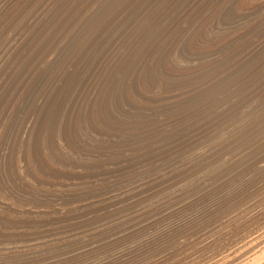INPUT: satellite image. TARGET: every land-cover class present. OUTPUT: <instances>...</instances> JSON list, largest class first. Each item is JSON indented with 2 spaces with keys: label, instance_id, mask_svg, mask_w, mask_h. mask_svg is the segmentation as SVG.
<instances>
[{
  "label": "rangeland",
  "instance_id": "rangeland-1",
  "mask_svg": "<svg viewBox=\"0 0 264 264\" xmlns=\"http://www.w3.org/2000/svg\"><path fill=\"white\" fill-rule=\"evenodd\" d=\"M63 1L45 11L42 22L28 28L17 48L0 63V127L6 132L0 169L6 166V152L19 149L27 128L37 122L45 109L51 115L52 109L59 110V118L70 123L72 129L69 137H63L68 145L62 143L63 152L58 155L67 159V166L57 170L41 189H31L26 181H19L20 187L25 188L15 190V196L26 194L28 200L13 214L14 229H8L7 236H0V264H130L144 259L157 262L156 256L168 252L167 242L179 227L202 215L243 179L246 188L251 180L247 188L250 190L264 179V171H250L264 158V0H221L222 5L232 1L252 5L257 12L236 20L235 23L240 21L234 26L239 25L240 29L228 32L222 22L220 26L212 22L215 7L205 9L214 0ZM40 2L43 1L16 0L11 19L15 17L21 23L28 16L34 17L37 8L47 5L41 6ZM192 8L194 17H200L202 23L212 22L207 37L214 40L211 44L216 47L199 51L201 40L194 42V56L184 59L188 61L185 66L193 68L183 70L176 63L185 51L178 43L180 32L172 24L184 10ZM142 71L154 74L158 80L149 96L142 94L151 87L150 83L145 84ZM78 111L82 115L76 127L75 120L68 119ZM218 139L225 140V144L214 151L209 149ZM203 152L205 158L197 157ZM205 176L202 181L200 178ZM228 181L234 183L229 186ZM200 186L207 191L202 192ZM243 188L242 185L241 191L246 189ZM37 190L42 191L40 204L49 212L29 213L31 208L26 203L32 201L29 195L32 191L37 194ZM176 205L180 206L176 209ZM3 245L13 252L1 254ZM213 249L207 245L189 254L197 259L186 258L185 262L205 260Z\"/></svg>",
  "mask_w": 264,
  "mask_h": 264
},
{
  "label": "bare ground",
  "instance_id": "bare-ground-1",
  "mask_svg": "<svg viewBox=\"0 0 264 264\" xmlns=\"http://www.w3.org/2000/svg\"><path fill=\"white\" fill-rule=\"evenodd\" d=\"M16 0H0V63L4 60V58L9 54V52L16 47L19 44L20 40L22 41L24 39L25 34L28 33V28L32 27L34 28L35 26L39 25L40 19L42 20L44 16V12L50 9L55 3L57 6L59 3L62 2V0H42L43 2L40 4L43 6V4H47L46 6L39 7L37 10L34 12L37 13L34 17H26V21L24 18V22L20 21L21 23L16 22L14 19H11V7L14 5ZM41 1V0H40ZM57 1V2H56ZM66 1V0H64ZM63 1V2H64ZM188 1V0H187ZM182 2V1H181ZM196 2V0H195ZM202 2V0L200 1ZM221 0H214V3L209 4L207 7L206 5L204 6L205 9L210 8L212 5L215 7L213 10V16L211 17L212 22L214 21V24L217 26L221 25V22L224 24V30L228 32V30L232 29H240V26H234L236 23H239L236 20L239 18H242L249 13H257L254 7L252 5H244L243 3H235L234 1L232 2H227L226 4L222 5ZM18 2H16V5ZM25 3V1H24ZM30 3V2H29ZM39 4V2H37ZM65 3V2H64ZM158 3V2H157ZM205 3V2H204ZM20 4V3H19ZM76 4V3H75ZM21 5V4H20ZM29 5V4H28ZM54 5V6H55ZM61 5V4H60ZM170 5V4H169ZM183 5V4H182ZM33 6H36L35 3ZM53 6V7H54ZM55 6V7H56ZM173 6V5H172ZM22 7V6H20ZM20 7H18L20 9ZM60 7V6H59ZM58 7V9H59ZM177 7V6H176ZM180 7V6H179ZM189 7V6H188ZM193 7V6H192ZM197 7V6H196ZM17 8V9H18ZM26 8V7H25ZM25 8L23 9L25 11ZM34 8V7H33ZM32 8V9H33ZM183 8V7H181ZM13 9H16L15 7ZM22 9V8H21ZM52 9V8H51ZM61 9V8H60ZM69 9V8H68ZM188 9V8H187ZM55 10V9H54ZM200 10V9H199ZM15 11V10H14ZM34 11V10H33ZM32 11V13H33ZM53 11V10H52ZM56 11V10H55ZM176 11V10H175ZM193 8L186 11L184 10V13H181L172 26L173 28L179 33L180 32V41L179 46L181 45V50L182 52L185 51L183 54V57L180 56L179 59H177V68L182 67L183 70H188L193 67L190 66H185L184 62H188L185 59V57H189L188 55L194 56L192 53L193 51L192 46H194V42L197 40H201L202 46L199 47V51H202V49H211L212 47H216L214 44L212 45L211 43H214V40H211L207 37V30L211 28L212 22H201L200 17H194L195 16V11H193ZM198 11V10H197ZM203 11V10H202ZM31 12V9H30ZM49 12V11H48ZM47 12V13H48ZM18 13V12H15ZM116 13V12H115ZM24 14V13H23ZM50 14V13H49ZM57 14V13H56ZM201 14V11H200ZM8 15H10L8 17ZM28 15V14H27ZM47 15V14H46ZM55 15V14H54ZM53 15V16H54ZM68 15V14H67ZM13 16V15H12ZM15 16V15H14ZM17 16V14H16ZM21 16V15H19ZM24 16V15H23ZM102 16V15H101ZM197 16V15H196ZM18 17V16H17ZM25 17V16H24ZM49 17V16H48ZM68 17V16H67ZM107 17V16H106ZM173 17V16H172ZM260 17V16H259ZM259 17L258 20L260 19ZM20 18V17H19ZM47 19V17L45 16ZM72 18V17H71ZM105 18V17H104ZM17 19V18H16ZM55 19V18H54ZM68 19V18H67ZM74 19V18H73ZM94 20V18H92ZM14 20V21H13ZM19 20V19H18ZM22 20V18H21ZM54 21V20H53ZM261 21V20H260ZM50 22V21H49ZM66 23V22H65ZM263 23V22H262ZM56 24V23H54ZM50 25V24H49ZM259 25V24H258ZM58 26V25H57ZM56 26V28H58ZM21 27V31L18 33V29ZM42 27V26H41ZM62 27V26H61ZM101 27V26H100ZM203 27H205L203 29ZM17 31H11L13 29ZM99 28V27H98ZM31 29V28H30ZM81 29V27H80ZM104 29V28H103ZM236 29V30H237ZM36 30V29H35ZM51 30V29H50ZM79 30V29H78ZM235 30V31H236ZM11 31V32H10ZM7 34L5 35V33ZM35 32V31H33ZM68 32V31H67ZM99 32V31H98ZM102 31H100L101 33ZM225 32V31H224ZM226 32V33H227ZM65 33V32H64ZM168 33V32H167ZM240 33V32H238ZM37 34V33H36ZM66 34V33H65ZM70 34V32H69ZM242 34V32H241ZM8 35V36H7ZM40 35V34H38ZM51 35V34H50ZM170 34L168 33V36ZM239 35V34H238ZM7 36V37H6ZM42 36V35H41ZM107 36V35H106ZM172 36V35H171ZM175 36V35H173ZM6 37V38H5ZM37 37V36H36ZM40 37V36H39ZM43 37V36H42ZM63 37V36H62ZM5 38V39H4ZM241 38V37H239ZM28 39V37H27ZM36 39V38H35ZM53 39V38H52ZM139 39V38H138ZM175 39V38H174ZM173 39V40H174ZM222 39V38H221ZM237 39V38H236ZM30 40V39H29ZM34 40V39H33ZM51 40V39H50ZM168 40V39H167ZM27 41V40H26ZM32 41V40H31ZM111 41V40H110ZM217 41V40H216ZM53 42V41H52ZM171 42V41H170ZM240 42V41H239ZM27 43V42H26ZM31 43V42H30ZM40 43V42H39ZM140 43V42H139ZM166 43V42H165ZM230 43V42H229ZM237 43V42H236ZM25 44V43H23ZM41 44V43H40ZM39 44V45H40ZM50 44V43H49ZM218 44V43H217ZM66 45V44H65ZM27 46V45H26ZM46 46V45H45ZM75 46V45H74ZM225 47V46H224ZM236 47V46H235ZM239 47V46H238ZM24 48H26L24 46ZM23 48V50H24ZM46 48V47H45ZM177 48V47H176ZM106 49V48H105ZM180 49V48H179ZM189 50L186 52V50ZM261 51V48H259ZM19 50V49H17ZM22 50V49H21ZM41 50V49H40ZM39 50V51H40ZM236 50V49H235ZM25 51V50H24ZM44 51V50H43ZM54 51V50H53ZM150 51V50H149ZM205 51V53H206ZM16 51H14L15 53ZM112 52V51H111ZM21 53V52H20ZM84 53V52H83ZM262 53V52H261ZM260 54V53H259ZM48 55V54H47ZM94 55V54H93ZM178 55V54H177ZM181 55V54H180ZM19 56V54H18ZM21 56V55H20ZM30 56V55H29ZM49 56V55H48ZM52 56V55H51ZM81 56V55H80ZM202 56V55H201ZM47 57V56H46ZM45 57V58H46ZM251 58V57H250ZM34 59V58H33ZM38 59V58H37ZM191 59V58H190ZM21 60V59H20ZM47 60V59H46ZM75 60V59H74ZM78 61V60H77ZM81 63V62H80ZM4 64V63H3ZM9 64V63H8ZM104 64V63H103ZM125 64V63H124ZM173 64V63H172ZM14 65V64H13ZM132 65V64H131ZM2 66V65H1ZM77 66V64H76ZM82 65H80L81 67ZM4 67V66H3ZM127 67V66H126ZM169 67V66H168ZM172 67V66H171ZM244 67V66H243ZM86 68V67H85ZM90 68V67H89ZM176 68V67H174ZM7 69V68H6ZM121 69V68H120ZM128 69V68H127ZM143 69V68H142ZM170 69V68H169ZM168 69V70H169ZM181 69V68H180ZM242 69V68H241ZM264 69V68H263ZM145 70V68L143 69ZM182 70V71H183ZM7 71V70H6ZM9 71V69H8ZM86 71V70H85ZM97 71V70H96ZM190 71V70H189ZM124 72V71H123ZM144 72V73H143ZM176 72V70H175ZM184 72V71H183ZM95 73V72H94ZM144 80L147 81L145 84L150 83V88L143 92L145 96H149L153 93L154 89V84L157 83V78L154 76V74H149L146 71H142ZM91 74V73H90ZM106 74V73H105ZM129 74V73H128ZM181 74V73H180ZM191 74V73H190ZM189 74V75H190ZM85 75V74H84ZM130 75V74H129ZM34 76V75H33ZM32 76V77H33ZM36 76V75H35ZM59 76V75H58ZM101 76V74H100ZM176 76V75H175ZM63 77V76H62ZM143 77H139L138 79L143 80ZM251 77V76H250ZM31 78V77H30ZM52 78V77H51ZM134 78V77H133ZM224 78V77H223ZM111 79V78H110ZM2 80L0 79V88L3 85ZM77 80V79H76ZM41 81V80H40ZM116 81V80H115ZM251 81V80H250ZM263 81V80H262ZM189 82V81H188ZM244 82V81H243ZM242 82V83H243ZM29 83V82H28ZM27 83V84H28ZM139 83V81H138ZM33 85V83H32ZM76 86V85H75ZM139 86H137L138 88ZM255 87V86H254ZM22 88V87H21ZM39 88V87H38ZM41 88V87H40ZM28 89V87L26 88ZM51 89V88H50ZM142 89V87H141ZM99 90V89H98ZM132 90V87H131ZM130 90V91H131ZM144 90V89H143ZM27 91V90H26ZM251 91V89H250ZM40 92V91H39ZM62 92V91H61ZM69 92V91H68ZM89 92V91H88ZM106 92V91H105ZM134 92V91H133ZM131 93V92H130ZM155 93V92H154ZM196 93V92H195ZM11 94V93H10ZM25 94V93H23ZM22 94V95H23ZM90 94V93H89ZM104 94V93H103ZM108 94V93H107ZM201 94V93H200ZM111 95V94H110ZM131 95V94H130ZM28 96V94H27ZM26 96V98H27ZM96 96V95H95ZM125 96V95H124ZM123 96V97H124ZM129 96V95H128ZM127 96V99L129 98ZM153 96V95H152ZM78 98V97H77ZM89 98V97H88ZM99 98V97H98ZM118 98V97H117ZM17 99V98H16ZM15 99V100H16ZM59 99V98H58ZM114 99V98H113ZM136 99V97H135ZM155 99V98H154ZM157 99V98H156ZM190 99V98H189ZM19 100V98H18ZM80 100V99H79ZM21 101V100H20ZM29 101V100H28ZM130 101V99H129ZM128 101V102H129ZM137 101V100H136ZM143 101V100H142ZM141 101V102H142ZM157 101V100H156ZM43 102V101H42ZM46 103V102H45ZM122 103V102H121ZM146 103V102H145ZM155 103V101H154ZM62 104V103H60ZM59 105V104H58ZM39 106V105H38ZM37 106V107H38ZM51 106V105H50ZM148 106V105H147ZM68 107V106H67ZM85 107V106H84ZM110 107V106H109ZM115 107V106H114ZM113 107V108H114ZM45 108V106H44ZM147 108V107H146ZM41 109V108H40ZM52 109V108H51ZM117 109V108H116ZM12 110V109H11ZM50 110V109H49ZM93 110V109H91ZM95 110V109H94ZM115 110V109H114ZM135 110V109H134ZM147 110V109H146ZM36 111V110H35ZM48 109H45L39 117H37V122L34 123V125L29 129L27 128L24 137L20 140L18 144H20L19 149L17 151L10 150L8 153L4 155L3 161H6V166H2V169H0V236H7L8 232L11 229H14L12 227L14 225L13 223V214L18 210V208L22 205H25L24 201L28 198L25 194L23 196L22 194L19 196H15L16 191L15 190H23L24 188L20 187L19 181L23 180L26 181L24 182L26 185H29V187L36 188V189H41L49 180L55 176V174L58 172L57 170H60L61 167L67 166V159H62L58 155L61 153L62 154V143L65 145H68L67 139H64L63 137L67 138L69 137V132L72 129H69V124L68 122H63L64 120L59 118V110L57 111L56 109H52L54 113L52 115L50 114L51 111H48ZM111 111V110H110ZM129 111V110H128ZM136 111V110H135ZM13 112V111H12ZM47 112V113H46ZM15 113V111L13 112ZM19 113V112H18ZM86 113V111H85ZM89 113V112H88ZM136 113V112H135ZM16 114V113H15ZM35 114V113H34ZM33 114V116H34ZM30 115V113H29ZM39 115V113H38ZM81 111L76 112V114H73L69 121L71 119H74L76 123V127L78 126V121L81 118ZM84 115V114H83ZM86 115V114H85ZM94 115V114H93ZM97 115V114H96ZM99 115V114H98ZM15 116V115H14ZM25 116V115H24ZM31 116V115H30ZM92 116V115H91ZM134 116V115H133ZM8 117V116H7ZM6 117V118H7ZM61 117V115H60ZM63 117V116H62ZM66 117V116H65ZM73 117V118H72ZM86 117V116H85ZM102 117V116H101ZM128 117V116H127ZM146 117V116H145ZM10 118V117H8ZM7 118V119H8ZM30 118V117H29ZM98 118V117H97ZM120 118V117H119ZM136 118V117H135ZM28 119V118H27ZM25 119V120H27ZM179 119V118H178ZM0 120H2L0 118ZM13 119H11L12 121ZM22 120V119H21ZM32 120V119H31ZM66 120V119H65ZM88 120L91 123V117L88 115ZM9 121V120H8ZM95 121V119H94ZM99 121V120H98ZM29 122V120H28ZM104 122V121H103ZM102 122V123H103ZM110 122V121H109ZM11 123V122H10ZM94 123V122H93ZM124 123V122H123ZM180 123V122H179ZM31 124V122H30ZM29 124V125H30ZM87 125V123H86ZM97 125V124H96ZM95 125V128L97 127ZM103 125V124H101ZM12 126V125H10ZM9 126V127H10ZM90 126V125H89ZM72 127V126H71ZM87 127V126H86ZM123 127V125H122ZM17 128V127H13ZM93 128V127H91ZM2 127H0V151H1V146H2V141L6 137V132L5 130H1ZM6 129V127H5ZM19 129V128H18ZM29 129V130H28ZM87 129V128H86ZM115 129V128H114ZM22 130V129H21ZM77 130V129H76ZM109 130V129H108ZM12 131V130H11ZM105 131V130H104ZM23 132V131H22ZM23 132V133H24ZM106 132V131H105ZM15 133V132H14ZM13 133V135H14ZM73 133V132H72ZM75 133V132H74ZM78 133V132H77ZM156 133V132H155ZM10 135V134H9ZM21 135V134H20ZM77 135V134H76ZM82 135V134H81ZM87 135V134H86ZM18 136V135H17ZM72 136V135H71ZM75 136V135H74ZM96 136V135H95ZM79 137V136H78ZM82 137V136H81ZM19 138V137H18ZM104 138V137H103ZM84 139V138H83ZM106 139V138H105ZM121 139V138H120ZM239 139V138H238ZM13 140V139H12ZM98 140V139H97ZM101 140V139H100ZM237 140V139H235ZM90 141V140H89ZM94 141V140H93ZM108 141V140H107ZM106 141V142H107ZM217 141V140H216ZM7 142V141H6ZM109 142V141H108ZM133 142V141H132ZM229 143V141H226ZM233 142V141H232ZM231 144H234L232 143ZM264 142V141H262ZM243 143V142H242ZM11 144V143H9ZM17 144V143H16ZM71 144V143H69ZM104 144V142H103ZM107 144V143H106ZM115 144V143H114ZM131 144V143H130ZM225 144V140L218 139L215 144H213L209 149L211 150H216L221 148ZM236 144V143H235ZM239 144V142H237ZM13 145V144H12ZM259 145V144H258ZM263 145V144H262ZM17 146V145H16ZM73 146V144H72ZM13 147V146H12ZM111 147V146H110ZM262 147V146H261ZM67 148V147H66ZM143 148V147H142ZM4 149V148H3ZM13 149V148H12ZM16 149V148H15ZM57 149V150H56ZM68 151H69V146H68ZM72 149V148H70ZM78 149V148H77ZM83 149V148H82ZM87 149V148H86ZM253 150V149H252ZM67 151V152H68ZM122 151V150H121ZM5 152V151H4ZM85 152V151H84ZM114 152V151H113ZM148 152V151H147ZM212 152V151H211ZM249 152V151H248ZM252 152V151H250ZM261 152V151H260ZM69 153V152H68ZM91 153V152H90ZM134 153V152H133ZM204 153V152H203ZM224 153V152H222ZM235 153H237L235 151ZM92 154V153H91ZM207 154V153H206ZM210 154V153H209ZM218 154V153H217ZM221 154V153H220ZM234 154V153H232ZM264 154V153H262ZM2 155V154H1ZM65 155V154H63ZM130 155V154H129ZM153 155V154H152ZM229 155V154H228ZM236 155V154H235ZM234 155V156H235ZM205 156V153L202 154L200 153L199 156L201 159ZM207 156V155H206ZM205 156V157H206ZM215 156V155H213ZM226 155H224L225 157ZM237 156V155H236ZM235 156V157H236ZM239 157L241 155H238ZM243 156V155H242ZM249 156V155H248ZM245 156V157H248ZM262 156V155H261ZM62 157V156H61ZM92 157V156H90ZM204 157V158H205ZM234 157V158H235ZM250 157V156H249ZM253 157V156H252ZM67 158V157H66ZM217 158V157H216ZM238 158V157H237ZM241 158V157H240ZM91 159V158H90ZM95 159V158H93ZM98 159V158H97ZM209 159V158H207ZM215 159V158H213ZM243 159V158H242ZM92 160V159H91ZM96 160V159H95ZM101 160V159H100ZM195 160V159H194ZM199 160V158L197 159ZM205 160V159H204ZM210 160V159H209ZM212 160V159H211ZM252 160V159H249ZM257 160V159H256ZM259 160V159H258ZM257 160V161H258ZM85 161V160H83ZM111 161V160H110ZM196 161V160H195ZM201 161V160H200ZM214 161V160H213ZM198 162V161H197ZM202 162V161H201ZM211 162V161H210ZM234 162V161H233ZM251 162V161H250ZM71 163V162H70ZM74 163V162H73ZM98 163V161H97ZM204 163V162H203ZM202 163V164H203ZM207 163V161H206ZM241 163V162H240ZM248 163V162H247ZM253 163V162H252ZM1 164V163H0ZM3 164V163H2ZM118 164V163H117ZM190 164V163H189ZM201 164V165H202ZM209 164V163H208ZM214 164V163H213ZM218 164H221L218 162ZM226 164V163H225ZM230 164V163H228ZM227 164V165H228ZM245 162L243 163V165ZM108 165V164H107ZM195 165V164H194ZM239 165V164H238ZM237 165V166H238ZM242 165V164H241ZM242 165V166H243ZM246 165V164H245ZM244 165V166H245ZM255 165V167H254ZM253 165L254 169L252 168L250 171H264V158L259 160ZM190 166V165H188ZM209 166V165H208ZM233 167V165H231ZM192 167V166H191ZM194 167V166H193ZM199 166H196V168ZM206 167V166H204ZM229 167V166H227ZM260 169L258 170V168ZM69 168V167H68ZM187 168V167H186ZM194 168V169H196ZM223 168V165H222ZM231 169V167H229ZM228 168V169H229ZM235 168V167H234ZM239 169V167H237ZM243 168V167H241ZM67 169V168H66ZM191 169V168H190ZM189 169V170H190ZM193 169V170H194ZM198 169V168H197ZM224 169V168H223ZM200 170V167H199ZM203 170V169H202ZM207 168H206V173H207ZM234 170V169H233ZM232 170V171H233ZM240 170V169H239ZM238 170V171H239ZM248 170V168H247ZM64 171V170H63ZM62 171V172H63ZM198 171V170H197ZM225 171V170H224ZM249 171V175H250ZM67 172V171H66ZM65 172V173H66ZM77 172V171H76ZM175 172V171H174ZM179 172V171H178ZM192 172V171H191ZM196 172V171H194ZM193 172V173H194ZM204 172V171H203ZM228 172V171H226ZM240 172V171H239ZM245 172V171H244ZM248 172V171H247ZM253 172V173H254ZM258 172V173H259ZM187 173V172H186ZM185 173V174H186ZM190 173V171H188ZM215 173V172H214ZM233 173V172H232ZM236 173V172H234ZM257 173V172H256ZM255 173V174H256ZM263 173V172H262ZM63 174V173H62ZM182 174V173H181ZM204 175L203 173H201ZM238 174V172H237ZM248 175V173H246ZM195 175V174H194ZM200 175V174H199ZM231 175V174H230ZM240 175V174H239ZM81 176V175H80ZM208 176V174H207ZM229 176V175H228ZM227 176V177H228ZM232 177V176H231ZM236 177V176H234ZM241 177V176H240ZM247 179V176H245ZM257 177V176H256ZM58 178V177H57ZM181 178V177H180ZM210 178V177H209ZM238 178V177H237ZM242 178V177H241ZM259 177H257L258 179ZM90 179V178H89ZM172 179V178H171ZM194 179V178H193ZM202 181L205 178H200ZM211 179V178H210ZM220 179V178H218ZM252 179V178H251ZM263 179V178H261ZM258 179V180H261ZM189 180V179H188ZM196 180H193V182ZM217 180V179H216ZM241 180V179H239ZM238 180V181H239ZM256 180V179H255ZM257 180V181H258ZM176 181V180H175ZM174 181V182H175ZM206 181V180H205ZM204 181V182H205ZM237 181V182H238ZM210 182V181H209ZM220 180L218 181V183ZM222 182V181H221ZM220 182V183H221ZM234 181H231L232 185ZM251 182V180H250ZM249 182V186H250ZM255 182V181H252ZM28 183V184H27ZM181 183V182H180ZM198 183V180L197 182ZM203 183V182H202ZM227 183V182H226ZM224 183V184H226ZM247 182L244 181L241 183H236V188L232 189L230 194L222 197L219 199L216 204L208 208L207 210L203 213L202 215L198 216L197 218L185 223L183 226L179 227L175 234L171 237L170 240H168L167 244H169V250L166 252L165 255L163 256H156L158 257L157 262L152 263V260H141L140 262H135L130 264H264V179L262 181H259L254 190L247 189L249 186H245ZM82 184V183H81ZM130 184V183H129ZM170 184V183H169ZM176 184V183H175ZM185 184V182H183ZM187 183L186 185H188ZM204 184V183H203ZM212 184V183H211ZM83 185V184H82ZM182 185V184H180ZM185 185V186H186ZM218 185V184H217ZM242 185L246 188L244 191H241ZM191 186V185H190ZM189 186V187H190ZM202 186V185H201ZM200 186V189H202ZM206 186V185H203ZM226 186V185H225ZM235 186V185H234ZM255 186V185H254ZM27 187V188H29ZM118 187V186H117ZM171 186H169L170 189ZM179 188V186H176ZM9 188H11L13 191L10 193ZM33 188V189H34ZM176 188V190H177ZM185 188V187H184ZM182 188V189H184ZM188 188V186H187ZM191 188V187H190ZM49 189V188H48ZM95 189V188H94ZM172 189V188H171ZM174 189V188H173ZM181 189V187H180ZM179 189V190H180ZM181 189V190H182ZM189 189V188H188ZM187 189V190H188ZM204 189V188H203ZM202 192L205 193V191ZM206 189V187H205ZM209 190V188H207ZM221 189V188H220ZM8 190V192H6ZM27 190V189H25ZM214 190V189H213ZM41 191V190H39ZM37 190V194L32 193L29 195V198H31L32 201H28L29 203H26L27 206H29L31 209H29V213H36L38 214H44L42 212L43 210L48 211L47 207H43L40 204V192ZM186 191V189H184ZM193 191V189H192ZM216 191V190H215ZM42 192V191H41ZM170 192V191H169ZM189 192V191H188ZM194 192V191H193ZM222 192V191H221ZM227 192V191H224ZM19 193V192H18ZM56 193V192H55ZM74 193V192H73ZM178 193V192H177ZM192 193V192H191ZM208 193V192H207ZM42 194V193H41ZM44 194V193H43ZM75 194V193H74ZM118 194V193H117ZM171 194V193H170ZM173 194V193H172ZM187 194V193H186ZM190 195V193H188ZM187 194V195H188ZM17 195V194H16ZM177 195V194H176ZM184 195V194H183ZM187 197H190V196ZM195 196V195H194ZM201 196V194H200ZM206 196V195H205ZM178 197V196H177ZM181 197V196H180ZM179 198V197H178ZM196 199V198H195ZM28 200V199H27ZM45 200V199H43ZM42 201V199H41ZM182 201V199H180ZM184 204L186 201L183 200ZM202 201V200H201ZM73 202V201H72ZM175 202V201H174ZM177 202L178 199H177ZM191 202V201H190ZM46 203V202H45ZM54 203V202H53ZM171 203V202H170ZM35 204V205H34ZM57 204V202H56ZM55 204V205H56ZM178 204V203H177ZM180 204V203H179ZM47 205V204H46ZM49 205V204H48ZM52 205V204H51ZM120 205V204H119ZM118 205V206H119ZM58 206V205H57ZM60 206V205H59ZM175 206V205H173ZM177 206L176 205V209ZM185 206V205H184ZM49 207V206H48ZM53 207V206H52ZM56 207V206H55ZM54 208V207H53ZM52 208V210H53ZM153 208V207H152ZM59 209V208H58ZM109 209V208H108ZM175 209V207L173 208ZM186 209V208H185ZM25 210V209H24ZM120 210V209H119ZM165 210V209H164ZM54 211V210H53ZM49 212V211H48ZM202 212V211H201ZM129 213V212H128ZM178 213V212H177ZM115 214V213H114ZM130 214V213H129ZM166 214V213H165ZM21 215V214H20ZM19 215V216H20ZM168 215V214H167ZM193 215V214H192ZM157 216V215H156ZM137 217V216H136ZM185 218V217H184ZM193 218V217H192ZM61 219V218H60ZM63 219V218H62ZM162 220V219H161ZM187 220V219H186ZM17 221V220H16ZM34 221V220H33ZM24 222V221H23ZM141 222V221H140ZM30 223V222H29ZM33 223V222H32ZM46 223V222H45ZM116 224V223H115ZM48 225V224H47ZM132 225V224H131ZM182 225V224H181ZM24 227V226H23ZM28 227V226H27ZM16 228V227H15ZM10 229L9 231H7ZM32 229V228H31ZM34 229V228H33ZM62 229V228H61ZM99 230V229H98ZM97 230V231H98ZM106 230V229H105ZM110 230V229H109ZM95 231V233L97 232ZM100 231V230H99ZM118 232V231H115ZM114 232V233H115ZM39 233V232H38ZM22 234V233H21ZM124 234L122 233V236ZM29 236V235H28ZM43 236V235H42ZM112 236V235H110ZM121 236V235H120ZM171 236V235H170ZM165 237V236H164ZM194 237H199L195 239ZM28 238V237H27ZM45 238V237H44ZM107 238V237H106ZM124 238V237H123ZM140 238V237H139ZM2 239V238H1ZM6 239V238H5ZM78 239V238H77ZM103 239V238H102ZM23 240V239H22ZM115 241V240H114ZM2 242V241H1ZM7 242V241H6ZM3 244V243H2ZM77 244V243H76ZM94 244V243H93ZM60 245V244H59ZM97 245V244H96ZM207 245H211L214 247L213 251L211 254L206 258L205 260L198 261L197 263H187L185 262L186 258H189L190 260L197 259L195 255H189L190 253H197ZM4 246V245H3ZM28 246V245H27ZM2 247V246H1ZM86 247V246H85ZM88 247V246H87ZM96 247V246H95ZM110 247V246H109ZM81 248V247H79ZM93 248V247H92ZM156 248V247H155ZM11 249V248H10ZM58 249V247H57ZM86 249V248H85ZM83 249V250H85ZM90 249V248H87ZM6 252L4 253V251ZM26 250V249H25ZM92 250V249H91ZM33 251V250H32ZM95 251V250H94ZM159 251V250H157ZM167 251V249H166ZM13 251L9 250V247L4 246V249L2 250L1 254H9L12 253ZM65 252V251H64ZM68 252V251H67ZM76 252V251H75ZM92 252V251H90ZM87 253V252H85ZM75 254V253H74ZM77 254V253H76ZM93 254V253H92ZM111 254V253H110ZM121 254V253H120ZM160 254V253H159ZM123 255V254H122ZM92 256V255H91ZM99 256V255H98ZM102 256V255H101ZM110 257V255H109ZM2 258V257H1ZM74 258V257H73ZM103 258V257H101ZM107 258V256H106ZM123 258V257H122ZM155 258V257H154ZM113 259V258H112ZM22 261V260H21ZM77 261V260H76ZM1 262V261H0ZM20 262V261H19ZM2 263V262H1ZM115 263V262H114ZM128 264V263H127Z\"/></svg>",
  "mask_w": 264,
  "mask_h": 264
}]
</instances>
